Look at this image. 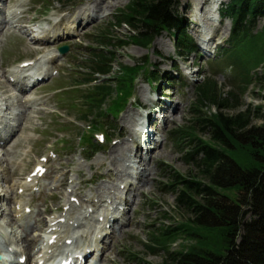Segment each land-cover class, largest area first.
Segmentation results:
<instances>
[{
  "label": "rangeland",
  "instance_id": "rangeland-1",
  "mask_svg": "<svg viewBox=\"0 0 264 264\" xmlns=\"http://www.w3.org/2000/svg\"><path fill=\"white\" fill-rule=\"evenodd\" d=\"M16 1L2 0L0 5L3 11L0 13V132H8L7 135H9L12 130H16V135L8 140V145L0 149V230L5 231L13 244L19 248H26L27 243L34 248V246H37L35 243L38 234L44 227V209H54L56 203H59L60 199L64 200L74 186H78L81 190L78 192V200L83 203L81 208L73 211L74 217L77 218L84 215L86 207H88L87 202L91 201V198L112 200L118 194V185L123 183L121 172L124 174L125 169L116 172L113 169V163H111L110 151L117 146L111 144L116 139H110L111 141L106 144L105 149L95 154L91 160H84L79 155L78 138L75 137L74 126L83 128L85 125L74 121L77 118V112L70 105L67 104L64 109L59 108L57 101L54 99L56 92L54 93L53 88L59 83L54 82L59 77L68 78V75H70L73 78L74 75H78V72L83 71L87 56L86 49L91 45L89 37L96 33L101 25L110 21L113 12L118 8H123L129 0H76L73 4L74 7H71L72 5L63 7L61 3H56L54 0H38V3L46 1L50 3L52 10L47 15H42L43 4L37 5L36 0H31L30 4L25 3L18 8V11H24V13L20 16H14L10 28L6 29L7 26H5L1 17H4V15L7 17L8 14L14 13L11 5L15 4ZM199 1L176 0L173 10L179 18L189 23L187 33L196 39L198 37L197 30H209L212 35H215L214 42L217 43L223 40V37L228 38L232 23L220 16L218 19L217 14H213L214 22L206 20L204 18L207 11L206 6L212 0L205 3V0H202L205 5L201 7L203 9L200 12L197 10L200 9V5L198 6ZM230 1L223 0L221 4H228ZM91 7H93V11ZM84 9L87 11L86 13H82ZM76 10L86 17L88 14L92 16L86 18L84 27L81 25L74 36L72 35L63 42H52L48 46H40V44L28 40L32 31L37 32L38 35L40 34L39 37L45 36L46 38L52 33H58L60 31L58 28L61 25L67 29L71 28L72 21H69L68 18ZM206 14L208 16V13ZM263 17L264 11L260 10L254 18L255 30H259L263 26ZM228 28L229 30L226 33L225 31ZM42 31L45 33H41ZM128 33L129 29L125 26L114 31L118 39L114 43L125 41L126 44L120 48L116 47L112 72L116 71L119 66L131 67L144 63L148 71H154L158 78H162L164 71H174L177 75L179 70L180 78L186 80L189 87L182 94L177 91L178 87L176 89L175 87H169V89L163 87L160 91L156 88L157 84H146L143 75H140L134 83V97L130 100L127 110L111 122L118 134L116 136L119 139L117 144L124 143L128 146L127 152L121 149L122 152L124 151L123 153H126L124 156L127 159L133 148L131 140H133V135L137 130L139 118L148 112L150 101L158 100L160 98L159 94L164 93L166 95L164 98L169 103L173 105L176 102L180 106L173 115L172 121L162 130L164 132L162 142L153 151V155L146 166V173L148 174L145 178L146 181L140 184L141 188H138V192H134L133 201L131 200L127 204L124 202L126 209L130 210L129 220L117 236L105 246V254H103L99 264H138L137 261L130 260V255L134 253L141 254L140 257H143L148 263L161 264L160 256H145L146 253L141 246L146 241L145 228L160 219L162 215L165 216V213L173 212L175 209V195L169 190H164L167 176L170 175L171 170L187 174L192 169L191 166H187L183 162L182 154L168 139V132L177 127L190 124L189 110L194 99L193 89L196 85L204 82L209 71L216 73L214 80L223 96L228 91H233L232 80L229 71L214 67H212L214 70L210 69L208 65L210 62L207 58L200 61L197 60L196 56L189 55L184 57V60L186 59L185 63L182 59L177 58L175 47H173V38L167 32H161L160 36L153 40L147 48H141L128 42L125 37ZM65 44L69 46V52L64 57L59 58V65L54 67L58 68V72L53 80L48 81L44 86L35 87L39 89L30 88L20 94L14 93L10 89L11 87L6 81L8 71L11 72L14 67L24 61L39 60L36 63H45L47 59L52 58L53 50ZM207 55L212 56V51H209ZM187 73L188 80L183 75ZM252 79V84L241 96L240 105L235 110L228 111L227 114L235 115L246 111L247 108L255 109L259 107L263 108L262 111H264V63L257 69ZM236 94L238 97V92ZM33 97L34 102L26 104V100ZM204 111H215V107L211 105V107L205 108ZM166 116V112L160 115L162 118H166ZM261 122L260 119L258 121L253 119L255 125H259ZM59 124H64L65 127L60 128ZM202 133H204V130L200 129L199 135H202ZM60 142L67 143L68 146L63 148L59 145ZM27 147L33 148L30 154L25 153ZM47 150H53L58 155L56 161L51 163L52 170H57L56 174L49 175L45 179L44 185L46 187L43 188V193L39 197H23V199L35 202L38 214L24 218L25 228L20 230L13 221L11 209L13 200L12 197L11 200L9 197L10 194H15V188H12V184L19 182L21 177L29 173L38 157ZM136 160H134L135 163L132 167H140ZM123 164L125 165V160ZM128 171L133 172V168L132 171L131 169ZM98 173L103 176L98 178ZM51 185L52 191L48 190ZM90 206L92 207V205ZM240 211L245 212L247 209L241 207ZM250 218L249 212L245 214V220ZM82 222L84 223H82L76 235L85 239L89 237L92 231L96 230V223L93 216L85 218ZM173 248H177V245L175 244ZM33 255L34 253L30 256Z\"/></svg>",
  "mask_w": 264,
  "mask_h": 264
},
{
  "label": "trees",
  "instance_id": "trees-1",
  "mask_svg": "<svg viewBox=\"0 0 264 264\" xmlns=\"http://www.w3.org/2000/svg\"><path fill=\"white\" fill-rule=\"evenodd\" d=\"M173 2L131 0L89 37L85 73L75 85L83 87L75 92L80 101L77 121L102 128L100 120L127 103L132 83L144 67L119 66L111 73L116 47L126 44L114 43L116 29L127 27L128 42L146 48L160 31L174 28L179 54L194 50L170 11ZM263 3L232 0L227 6L228 17L234 20L233 34L216 66L230 69L233 91L223 96L216 81L206 78L195 88L190 124L170 133L192 173L171 170L164 190L175 194V209L146 226L141 246L146 257L160 256L161 264H264V111L259 107L227 114L240 105L252 84V72L264 63V25L254 34L250 24ZM97 76L105 79L98 82ZM211 105L215 111H204ZM253 119L262 122L255 125ZM241 207L247 211L241 212ZM248 212L251 218L245 220ZM140 255L134 253L130 260L152 264Z\"/></svg>",
  "mask_w": 264,
  "mask_h": 264
},
{
  "label": "bare ground",
  "instance_id": "bare-ground-1",
  "mask_svg": "<svg viewBox=\"0 0 264 264\" xmlns=\"http://www.w3.org/2000/svg\"><path fill=\"white\" fill-rule=\"evenodd\" d=\"M206 1H208V0H205L204 1V3L206 2ZM223 0H212V3H213V6L214 7H216L217 5H218V3H221ZM202 3V4H201ZM203 2H202V0H200L199 1V4H198V6L200 5V9H202L201 7L203 6V5H205ZM103 4V3H102ZM187 5V4H186ZM94 6V5H93ZM91 10H93L92 9V7H91ZM87 11L84 9L83 11H82V13H86ZM207 13H208V16L210 15V10H208L207 11ZM206 17H207V14H206ZM85 18V16H82V14H80V13H78L77 14V16H75V18H74V21H73V23H80L81 21L80 20H82V19H84ZM203 38L205 37V36H202ZM206 41V40H205ZM160 44H162V43H160ZM179 107L180 106H176V108H175V110H178L179 109ZM129 123V122H128ZM152 145L153 146H155L156 145V143L154 142V140L152 141ZM152 145L150 146V147H152ZM121 149H124V151L125 152H127V150H128V146H127V144H124V143H121V144H118L117 145V147H115V148H112L111 149V153H110V156L112 157V159H111V163H113V169H115V171L116 172H118V170H120V169H122V166H120V165H122L123 164V160H124V158H125V154L126 153H123L122 151H121ZM153 149V148H152ZM152 149H148V151H151ZM6 151H4V153H5ZM115 161V162H114ZM119 161V162H118ZM118 162V164L116 165V163ZM146 175H148V174H146ZM145 179V178H144ZM146 181V180H145ZM122 230V229H121ZM101 248V247H100ZM6 250H0V253L1 252H5Z\"/></svg>",
  "mask_w": 264,
  "mask_h": 264
},
{
  "label": "water",
  "instance_id": "water-1",
  "mask_svg": "<svg viewBox=\"0 0 264 264\" xmlns=\"http://www.w3.org/2000/svg\"><path fill=\"white\" fill-rule=\"evenodd\" d=\"M63 51V50H62Z\"/></svg>",
  "mask_w": 264,
  "mask_h": 264
}]
</instances>
